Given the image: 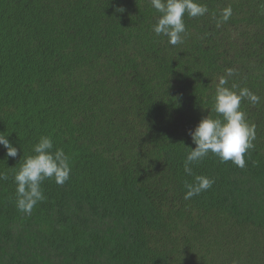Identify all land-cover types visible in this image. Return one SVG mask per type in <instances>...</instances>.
I'll list each match as a JSON object with an SVG mask.
<instances>
[{
  "label": "trees",
  "instance_id": "16d2710c",
  "mask_svg": "<svg viewBox=\"0 0 264 264\" xmlns=\"http://www.w3.org/2000/svg\"><path fill=\"white\" fill-rule=\"evenodd\" d=\"M199 2L171 45L150 0H0V133L18 149L0 145V264H264V0ZM225 76L260 97L241 102L255 146L189 176V130L216 118ZM41 136L71 173L26 215L14 175ZM195 175L215 183L185 200Z\"/></svg>",
  "mask_w": 264,
  "mask_h": 264
},
{
  "label": "clouds",
  "instance_id": "9594fccd",
  "mask_svg": "<svg viewBox=\"0 0 264 264\" xmlns=\"http://www.w3.org/2000/svg\"><path fill=\"white\" fill-rule=\"evenodd\" d=\"M150 4L160 14L153 31L157 36L168 37L171 45L182 43V34H186L185 16L196 18L209 11L199 0H150ZM117 11L123 12L124 8H118ZM231 15L230 7L224 9L220 22H227ZM232 74L233 70L229 69L227 76ZM227 76L221 77L216 85L210 110L216 113V118L209 114L200 120L194 130H189L195 145L190 148L184 164V171L189 176H193L191 165L201 162L209 153L218 157L221 163L231 161L237 167L244 168L245 154L255 146L256 128L254 124L248 123L245 112L241 110V102L247 99L255 105L259 103L260 97L248 88H241L236 92L226 87ZM0 145L6 148L7 157H17L18 149L3 133H0ZM53 148L52 138L41 136L33 146L35 155L22 157L19 170L14 175L17 185L16 206L26 215H31L33 208L46 199L42 189L45 180L54 179L57 185L62 186L70 178L69 156L62 148L55 151ZM7 178L6 173L0 172V180ZM214 183V179L207 176L195 175L194 181L185 185L187 191L184 199L200 195Z\"/></svg>",
  "mask_w": 264,
  "mask_h": 264
}]
</instances>
